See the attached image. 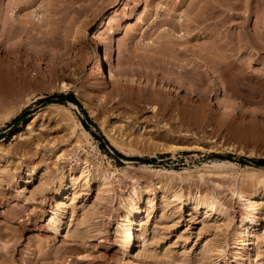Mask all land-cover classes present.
<instances>
[{
	"label": "rangeland",
	"instance_id": "1",
	"mask_svg": "<svg viewBox=\"0 0 264 264\" xmlns=\"http://www.w3.org/2000/svg\"><path fill=\"white\" fill-rule=\"evenodd\" d=\"M204 2L0 0V63L11 72L0 76V264H243L232 254L239 247L232 243L235 230L248 213L240 194H252L264 179L258 162L264 159V0H227L212 20L191 30L180 25L203 8L211 12L216 0ZM227 4L238 6L224 9ZM206 51L211 67L225 56L230 60L219 82L202 74ZM98 54L114 77L107 72L99 78ZM193 68L199 80L190 84ZM224 100L232 112L222 110ZM8 136L11 141L3 142ZM31 168L49 174L40 192ZM71 169L75 193L57 207V186ZM106 173L111 176L104 179ZM162 184L184 199L214 196L226 209L228 227L198 235L202 217H192L190 205L180 209L176 200L157 217L152 255L127 263L115 239L121 201L134 187L158 190ZM262 197L254 233L264 223ZM84 200H96V206L84 214L89 227L83 232L77 222ZM156 202L159 207L158 196ZM70 211L72 235L65 230ZM57 215L64 219L59 228L53 224ZM210 231L220 250L200 261L199 243ZM253 238L256 264H264V236Z\"/></svg>",
	"mask_w": 264,
	"mask_h": 264
},
{
	"label": "bare ground",
	"instance_id": "2",
	"mask_svg": "<svg viewBox=\"0 0 264 264\" xmlns=\"http://www.w3.org/2000/svg\"><path fill=\"white\" fill-rule=\"evenodd\" d=\"M28 1V0H27ZM200 1V0H199ZM205 0H203L204 2ZM207 1V0H206ZM215 1V0H213ZM225 0H216L217 2V5H216V2L215 4H212V11L210 12V9L208 10V12H205L206 9L203 8V12H200L198 13V15H196L195 17H187V23L185 24L184 21H185V18L182 17V15L179 17L180 18H183L184 21L182 19H180L179 21H181L180 25H182L185 29H190L192 28L191 26L194 25V23H201V21H204V20H208V18H210V20H212V18L216 17V16H213L212 18L210 17V14L212 16V13L215 14V9L218 7V9L220 10L223 6V4H226L227 3V0L224 2ZM34 2V1H33ZM229 3H231L230 1H228ZM233 3H235L234 1H232ZM2 3V1H1ZM31 3V2H29ZM206 4V2H204ZM203 3V5H204ZM212 3V2H211ZM210 3V4H211ZM214 3V2H213ZM3 5V4H2ZM230 4H227L226 5V8L224 9H228L227 7H229ZM234 5V8L237 7L235 6L236 4H231V8L232 9V6ZM210 6V5H209ZM219 6H222L221 8ZM197 7V6H196ZM200 5H198L197 8H199ZM211 7V6H210ZM2 8V6L0 7V9ZM233 8V9H234ZM201 9V8H200ZM222 9V11L224 10ZM229 9V10H230ZM232 9V10H233ZM1 11V10H0ZM202 11V10H201ZM218 11V10H217ZM221 11V10H220ZM226 11V10H224ZM223 11V12H224ZM222 12V13H223ZM229 12V11H228ZM2 15V13H0ZM205 14V15H204ZM226 14V13H225ZM5 15V14H4ZM7 15V14H6ZM209 15V16H208ZM218 15H221V14H218ZM227 15V14H226ZM230 15V14H229ZM187 16V15H186ZM191 16V15H190ZM225 17H228V16H225ZM5 18V17H4ZM189 18V19H188ZM3 19V18H2ZM11 19V18H9ZM15 19V18H14ZM224 19V18H223ZM220 20V19H219ZM218 20V21H219ZM226 20V19H224ZM10 21H13V20H9ZM16 20H14L13 22H15ZM222 18H221V21L222 22ZM206 22V21H205ZM209 22V21H208ZM206 22V23H208ZM214 22V21H213ZM224 22L223 21L221 24L224 25ZM6 23V22H5ZM8 23V22H7ZM203 23V22H202ZM201 23V24H202ZM210 23V22H209ZM226 23V22H225ZM12 24V23H11ZM217 25V28H218V24L219 22L215 23ZM178 25V24H177ZM200 25V24H198ZM197 25V26H198ZM204 25V24H203ZM16 26V24H15ZM202 26V25H201ZM259 29V25L257 24L256 25ZM176 27V26H175ZM179 27V26H177ZM199 27V26H198ZM216 27V26H215ZM221 27V26H219ZM10 28V27H9ZM13 28V27H12ZM15 28V27H14ZM201 28V27H200ZM203 28V27H202ZM207 28L208 25H207ZM216 28V29H217ZM205 29V28H204ZM214 29V28H213ZM215 29V31H217ZM258 29L256 30L257 32ZM191 30V29H190ZM195 30V29H194ZM260 30V29H259ZM187 31V30H186ZM220 31V30H219ZM255 33L253 35H255L254 37H256L259 33ZM189 33V32H188ZM193 33V32H192ZM220 33V32H219ZM242 33V32H241ZM263 34V32H261L260 30V34ZM186 34V39H187V36L189 37V34L187 35ZM245 34V33H244ZM249 34V33H248ZM247 34V35H248ZM251 34V33H250ZM251 34V35H252ZM13 35V33H12ZM196 35V34H195ZM246 35V36H247ZM252 35V36H253ZM11 36V35H10ZM179 37V36H178ZM181 37V35H180ZM184 37V36H182ZM243 37V36H241ZM261 37L263 38V36L261 35ZM10 38V37H8ZM177 38V36H176ZM190 38V37H189ZM189 38L187 40H189ZM239 38V36H238ZM257 38V37H256ZM261 38V40H262ZM12 39V38H11ZM251 39V37H250ZM254 39V38H253ZM259 39H260V36H259ZM192 40V39H191ZM241 40V38H240ZM245 40V39H244ZM8 41V40H7ZM6 41V42H7ZM174 41L173 40V44H174ZM178 42V40H176ZM186 41V40H184ZM230 41V40H229ZM249 41V40H247ZM252 41V40H251ZM175 42V45L176 43ZM182 42V41H181ZM226 42V41H225ZM240 42V41H239ZM250 42V41H249ZM8 43V42H7ZM186 43V42H185ZM227 43V42H226ZM252 43V42H251ZM260 43V42H259ZM262 43V42H261ZM177 44H180L179 42ZM182 44V43H181ZM184 44V43H183ZM221 44V43H220ZM219 44V45H220ZM250 43H248L247 45H249ZM172 45V44H171ZM226 45V44H225ZM256 45V44H254ZM217 45L215 44V47ZM252 46V45H251ZM257 46V45H256ZM175 47L174 45H172V47L170 48H173ZM206 47V46H204ZM203 46L201 47L202 49H206L208 50V47L204 48ZM211 47V46H210ZM214 47V46H213ZM223 45L220 47L222 48ZM263 47V46H262ZM187 48V47H186ZM232 48V47H231ZM230 48V49H231ZM258 48V47H257ZM167 49V48H164V50ZM174 49V48H173ZM212 49V48H211ZM216 48H213L212 50H210L209 52H211V54H213V50H215ZM217 49H219V47H217ZM224 49V48H223ZM164 50L160 51L159 53H164ZM168 50V49H167ZM196 50V48L194 49ZM193 50V51H194ZM220 50V49H219ZM229 49H227L228 51ZM173 51V50H172ZM185 51H188V50H185ZM198 51V50H197ZM218 51V50H217ZM192 52V51H191ZM216 52V51H215ZM214 52V53H215ZM219 52V51H218ZM223 52H226V50H224ZM229 52V51H228ZM166 50H165V53L164 55L166 54ZM172 53V52H171ZM170 53V54H171ZM231 53V52H229ZM229 53H227L229 55ZM169 54V52H168ZM204 56H205V60L209 59L211 56L210 54L206 51L205 53L203 52ZM160 55V54H159ZM163 55V54H162ZM201 56V54H199ZM214 55V54H213ZM215 55H217V52L215 53ZM221 55V54H220ZM223 57L221 58H224V53L222 54ZM226 55V54H225ZM168 56V55H167ZM173 56V55H172ZM162 57V56H161ZM165 57V56H164ZM170 57V56H169ZM176 57V56H175ZM217 57H220L217 55ZM160 58V57H159ZM166 58V57H165ZM201 58V57H200ZM203 58V56H202ZM201 58V60H202ZM225 58H227V56H225ZM219 59L217 60L216 62V68L215 66L214 67H211L213 66L212 64H210V62H208L209 60L206 61L207 63V74H205V70L202 74H204L206 77H215V79H218V82H219V78L221 77L222 74L226 73L225 70H227L228 68V71L229 70V66L231 65L230 62H228L227 60L229 59ZM167 59V58H166ZM165 59V60H166ZM176 59V58H175ZM233 59V58H232ZM161 60V59H160ZM204 60V59H203ZM230 61V60H229ZM234 61V60H233ZM236 61V60H235ZM160 62V61H159ZM164 62V60H163ZM166 62V61H165ZM202 63H197L198 65L200 64H203L202 66H205V61H200ZM204 62V63H203ZM239 62V61H238ZM196 63V62H195ZM165 64V63H164ZM173 64V62H172ZM171 64V65H172ZM234 64V63H232ZM236 65L239 66L238 63L235 62ZM3 64L0 63V76L1 77H6L9 76L11 77L10 73H9V69L8 68H5L7 66V64L5 65V67L3 68L2 66ZM156 65V64H155ZM175 65V64H174ZM178 65V63H177ZM183 65V63H182ZM196 65V64H195ZM197 65V67H198ZM161 66V65H160ZM164 66V65H163ZM238 66L234 69H238ZM241 66V65H240ZM165 67V66H164ZM167 67V66H166ZM171 67V66H169ZM175 67V66H174ZM172 67V68H174ZM189 67V66H188ZM186 67V69L188 68ZM206 67V66H205ZM204 67V68H205ZM232 68L234 67L231 66ZM10 68V67H9ZM159 68V67H158ZM192 68V66L190 67ZM196 68V67H195ZM215 68V69H214ZM242 68V67H241ZM95 69L96 71H98L99 74H101L99 76V78L103 79V78H107V72L108 74L111 76V77H114V73L110 70L107 71V68L105 67V62L103 60V57H101L99 54H98V57L96 58V62H95ZM163 69V68H162ZM168 69V68H167ZM170 69V68H169ZM168 69V70H169ZM176 69V68H175ZM182 69L183 66H182ZM194 69V68H193ZM220 69V73L219 74H215L216 76H214V73L216 72V70H219ZM13 69L11 68V71ZM166 70V69H165ZM167 70V71H168ZM171 70V69H170ZM169 70V71H170ZM177 70V69H176ZM189 70V69H188ZM188 70H186V72H188ZM192 70V69H191ZM174 71L171 70V72ZM180 71V70H179ZM178 71V72H179ZM183 71V70H182ZM195 71L192 70V72ZM197 71V69H196ZM234 71V70H233ZM238 71V70H237ZM242 71V70H240ZM244 71V70H243ZM171 72H168V73H171ZM182 74V72H180ZM179 73V74H180ZM190 73V72H188ZM198 72H196L197 74ZM217 73V72H216ZM232 73V72H230ZM10 74V75H9ZM98 74V75H99ZM175 71L173 72V75L174 77L176 78L175 76ZM180 74V75H181ZM186 74V73H185ZM193 73H190L189 74H186L189 75V78L188 77H185V78H188L190 81H186L188 83L191 84V82L193 81V78L196 77L194 76L193 77ZM194 74V75H196ZM242 74H244L242 72ZM241 74V75H242ZM146 75V74H145ZM164 75V74H163ZM169 75V74H168ZM177 75V74H176ZM184 75V71H183V74ZM203 75V76H204ZM225 75V74H224ZM96 76V75H95ZM167 76V75H166ZM185 76V75H184ZM223 76V75H222ZM229 76V75H228ZM240 76V75H239ZM244 76V75H243ZM8 77V78H9ZM165 77V75L163 76ZM179 77V76H178ZM227 77V76H225ZM96 78V77H95ZM167 78V77H166ZM180 78V77H179ZM179 78H176V79H179ZM183 78V77H182ZM11 79V78H10ZM98 79V78H97ZM196 80L198 79L197 77L195 78ZM211 79V78H210ZM225 79V78H224ZM174 80V79H173ZM184 80V79H183ZM187 80V79H185ZM199 80V79H198ZM208 80V79H207ZM214 80V79H213ZM227 80V78H226ZM225 80V81H226ZM165 81V80H164ZM177 81V80H176ZM216 81V80H215ZM221 81V80H220ZM168 82V81H167ZM170 82V81H169ZM185 82V83H186ZM197 81L193 82V83H196ZM223 82V81H222ZM181 83V81L179 82ZM183 82V84H185ZM194 89V88H192ZM223 89V88H222ZM224 91V90H223ZM74 105V103H72ZM180 104V103H179ZM222 105V110L223 111H226V112H232L233 111V108L231 107V105H228L225 100L224 102L221 103ZM167 105V104H165ZM164 106V105H163ZM176 106V105H174ZM177 109V108H176ZM179 109V108H178ZM177 109V110H178ZM191 111V110H190ZM193 112V111H192ZM190 113V112H189ZM193 116V115H192ZM81 124V123H80ZM85 130V129H84ZM88 133V132H87ZM89 134V133H88ZM87 134V135H88ZM9 140L11 141V137L8 136L7 138H4V140H2L3 142H9ZM2 143V142H1ZM127 163L129 165L132 164L131 161H128L127 160ZM149 165H143L142 167H148ZM32 169V168H31ZM32 170L34 171H37V175H38V183L36 184V191L38 190L39 192L42 191L46 185V183L48 182V172L46 171V168L45 169H36V168H33ZM48 174V175H47ZM107 174V173H106ZM112 175H114L112 173ZM111 176V173L110 174H107L104 176V179L105 178H109ZM76 179H77V176L75 175L73 169L70 170V173L65 175V173L62 175V177L60 178V181H59V185L57 186V189H56V192H55V199H56V203H57V207H62L64 205L65 202H63V198L64 196L69 192V193H73L75 191V182H76ZM88 180V179H87ZM159 189L158 190H153V189H139V188H136L134 187L132 192L129 194V196L127 198H124L122 201H121V208L118 210V213L116 214L117 217H116V226H115V239L117 241V243L119 244L120 246V249L122 250V254H123V260L127 263H132L133 260L135 258H139V257H148L150 255H152L150 252H151V249H150V239H151V235H155L156 234V224L158 222V216H160L159 213H164L165 209L167 206H169L172 202H175L176 200H180V209L186 207L187 205H190V208L192 210V213L193 216L192 217H202L201 219V223H202V226L201 228L199 229V232H198V235H201L202 233H204V231H209L210 229L209 228H214V230L216 229V232L220 229H222V227L226 228L228 227V221L226 219V209L224 208L223 204L220 202V200H218L217 198H215L214 196L212 195H206V194H200V195H189L187 197L182 198L180 196V194L174 190L171 189V187L169 186V184H162L158 187ZM37 191V192H38ZM75 193V192H74ZM252 194L250 195H244V194H240V197L242 200H244L246 203V207L248 209V213L247 215L244 217V219H242V222L241 224L236 228L235 230V234H234V238H233V245H236V243L239 245V247H237L238 249H233L232 251V254L234 257H242V262L243 264H256V261H255V255L253 254V249L250 248L251 247V243L252 242H255L253 241V237L255 235L256 238H260V237H263L264 236V223L262 225V229L259 233H254V229L259 225V219L256 218V215H257V212L260 208V204H261V198H263L262 196L264 195V179L260 182L259 184V187L254 191V192H251ZM159 197V207H156L157 206V202H156V197ZM96 202V200H94ZM93 201V204H87V201L84 200L82 201V216L79 218L77 224L78 226L77 227H80L81 225H86V220L84 219V214L88 213L91 209H93L95 206H96V203H94ZM177 202V201H176ZM262 205V204H261ZM66 206V205H65ZM263 206V205H262ZM261 206V208H262ZM64 208V207H63ZM66 208V207H65ZM158 208V215L156 216L154 213L156 212L155 210ZM58 209V208H56ZM61 209V208H60ZM73 210V209H72ZM66 211V210H65ZM179 211V210H178ZM60 214L64 213L62 211H59ZM58 214V212H57ZM56 215V214H55ZM69 215V216H68ZM68 218L66 219L65 221V230H66V233H70L72 235V233H76V228H72L71 227V223H72V217H73V212L70 211V214H68ZM58 216V219L55 221L54 224V227L55 228H59L60 227V223L62 221V217L57 215ZM65 216V215H64ZM158 217V218H157ZM214 217V218H212ZM260 217V215H259ZM64 220V219H63ZM76 220V219H75ZM261 220V219H260ZM221 221V222H220ZM64 222V221H63ZM75 222V221H74ZM73 222V223H74ZM264 222V221H263ZM64 224V223H63ZM261 225V224H260ZM64 226V225H63ZM89 227V226H88ZM88 227H84V228H81L82 231H86ZM72 228V229H71ZM78 233V232H77ZM207 233V232H206ZM210 234L211 231L209 232ZM218 233V232H217ZM217 233L214 232V235L211 236L210 234H206L204 235V237L201 239V242L199 243V247L198 249L200 250V254H201V260H209V255L211 252L213 251H219L220 250V241L217 240L218 238H216V235ZM84 235V234H83ZM255 238V239H256ZM196 245V244H195ZM232 245V244H231ZM235 247V246H234ZM214 253V252H213ZM239 259V258H238ZM240 262V261H239Z\"/></svg>",
	"mask_w": 264,
	"mask_h": 264
},
{
	"label": "trees",
	"instance_id": "3",
	"mask_svg": "<svg viewBox=\"0 0 264 264\" xmlns=\"http://www.w3.org/2000/svg\"><path fill=\"white\" fill-rule=\"evenodd\" d=\"M73 102H75L76 104H78L80 107H82V105H81V103L72 95L71 97H69ZM83 111H84V114H85V116L87 117V119H90V116H89V114H88V112L86 111V110H84L83 109ZM101 140H106L105 139V137L103 136V135H100V136H98ZM259 163H261V164H264V159H259V161H258Z\"/></svg>",
	"mask_w": 264,
	"mask_h": 264
}]
</instances>
